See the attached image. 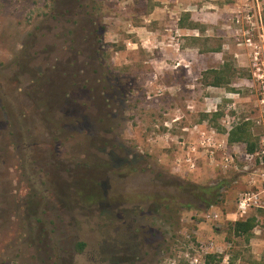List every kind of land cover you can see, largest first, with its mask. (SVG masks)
Returning <instances> with one entry per match:
<instances>
[{
	"label": "rangeland",
	"instance_id": "obj_1",
	"mask_svg": "<svg viewBox=\"0 0 264 264\" xmlns=\"http://www.w3.org/2000/svg\"><path fill=\"white\" fill-rule=\"evenodd\" d=\"M186 3L0 0V264H186L210 239L264 264V207L234 215L245 144L222 124L255 108L249 62L217 25L179 30ZM219 181L207 205L199 186ZM251 216L248 240L228 231Z\"/></svg>",
	"mask_w": 264,
	"mask_h": 264
},
{
	"label": "built area",
	"instance_id": "obj_2",
	"mask_svg": "<svg viewBox=\"0 0 264 264\" xmlns=\"http://www.w3.org/2000/svg\"><path fill=\"white\" fill-rule=\"evenodd\" d=\"M226 3L228 12L224 18L223 28L229 38L233 39L235 48L239 50L234 56L239 58L246 55L251 74L250 92L255 94L256 99V109H251L253 112L248 111L243 122L250 123L257 145L253 151H247L245 148L237 157L243 162L239 171L244 174L245 186L238 195L234 215L242 217L252 208L264 207L262 205L264 201V0H226ZM223 93L226 98L240 100L238 91L223 90ZM207 99L206 97L205 100ZM217 106L218 104L213 106L214 112L217 111ZM231 106L235 108V102ZM234 118L226 115L222 124L230 130L235 124ZM234 157L236 158V155ZM234 157L225 154L221 160L223 168H228L231 162L234 163ZM213 211L207 213L206 218L218 220V213ZM221 254L223 253L217 248L215 241L210 239L206 242L197 241V244L190 249L182 251L181 258L186 264H209L206 262V256L216 255L218 257L216 264H231L228 253L222 256ZM162 264H176V261L168 259Z\"/></svg>",
	"mask_w": 264,
	"mask_h": 264
},
{
	"label": "trees",
	"instance_id": "obj_3",
	"mask_svg": "<svg viewBox=\"0 0 264 264\" xmlns=\"http://www.w3.org/2000/svg\"><path fill=\"white\" fill-rule=\"evenodd\" d=\"M188 14H184L180 18V25L186 26V27H196L198 26L195 22H188ZM211 50L203 49V51ZM219 50V49H217ZM231 67L228 64H224L222 66V73H220L217 77L215 76V80L212 82L214 84H221L225 78H227L228 70ZM228 141L229 142H242L245 144V148L247 151H253L257 145L256 138L254 137L252 131H251V125L249 122L241 123L240 125L234 127L233 129H230L228 131ZM224 185V182L219 181L213 185H205V186H199L200 192L202 195H204L205 203L207 205H210L212 203H217L222 200L220 198L221 193L220 189ZM256 220L255 217H248L243 220H234L228 222V231L233 233L236 236H245L248 240L251 234V231L253 227L255 226ZM214 255H207L206 256V262L208 263L210 259L213 258Z\"/></svg>",
	"mask_w": 264,
	"mask_h": 264
},
{
	"label": "crops",
	"instance_id": "obj_4",
	"mask_svg": "<svg viewBox=\"0 0 264 264\" xmlns=\"http://www.w3.org/2000/svg\"><path fill=\"white\" fill-rule=\"evenodd\" d=\"M176 1V0H175ZM186 7H182L178 12H184V14H188V20H192V22L197 23L198 19L196 15H201V20L200 23L197 25H201L200 27L203 28V30L206 31V34L209 35V32L213 28V26L217 25V30L221 35L223 36V24H224V18L228 12V5L226 3V0H186ZM176 7V6H175ZM174 7V8H175ZM157 8L153 10V14H157ZM171 8V6L169 7ZM173 8V9H174ZM182 10V11H181ZM179 16V20H180ZM154 19V18H153ZM178 20V21H179ZM199 28L198 26L193 27V28H186V27H180V29L188 30L191 31L193 29ZM191 40H197V39H191ZM226 40L223 38L221 41L219 40L218 46L222 48L220 49L222 52H224ZM189 50H196L197 52L201 51V53H204L203 50H200L199 47L196 44L189 45L188 47ZM220 50H217V52L220 54Z\"/></svg>",
	"mask_w": 264,
	"mask_h": 264
}]
</instances>
